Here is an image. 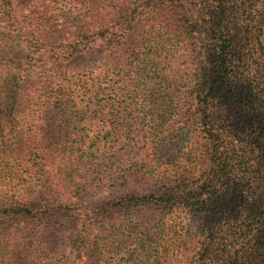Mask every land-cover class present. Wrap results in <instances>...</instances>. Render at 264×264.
Masks as SVG:
<instances>
[{"label": "trees", "instance_id": "obj_1", "mask_svg": "<svg viewBox=\"0 0 264 264\" xmlns=\"http://www.w3.org/2000/svg\"><path fill=\"white\" fill-rule=\"evenodd\" d=\"M2 34L0 264H264V0H0Z\"/></svg>", "mask_w": 264, "mask_h": 264}, {"label": "rangeland", "instance_id": "obj_2", "mask_svg": "<svg viewBox=\"0 0 264 264\" xmlns=\"http://www.w3.org/2000/svg\"><path fill=\"white\" fill-rule=\"evenodd\" d=\"M74 8H75V4L70 3L69 6H67L65 9H62V11L59 14V20H60L59 23L60 24L68 22V21H74L75 19L78 18V15L74 11H72V9H74ZM51 26H53V23L51 24ZM4 36H5V34L0 35V42H1V40H7L8 39ZM8 40H10V39H8ZM1 45L3 46L5 44L1 42ZM1 48L2 47H0V50H1ZM17 54L19 56H28V57H30V59H32V56H34V58L37 62H34V61L32 62V66L34 67L33 71H35V74L32 73V76L30 78V82L32 80V82H39L40 83L41 81L39 78H41V72L45 71V70H49V68L46 66V64L41 62V59H42L41 54L38 51L31 49L30 47H28L27 49L21 48V49L17 50ZM13 55H15V54H9L10 57ZM101 55H102L101 52H96V53H92L89 55L80 56V57L74 59L72 62H70L66 65H63L61 69H62V71L70 72L71 75H75V74L83 73V72H91V71H94L96 73H100V72H102L101 67L103 66L102 61H101ZM34 94L35 93H33L29 87H26L24 89L23 99L20 100V103L22 105L21 110H22V113L24 116L29 114L30 112H32L34 116H37V114H36L37 111L34 108H32V106L40 100L37 101L35 99L36 97L34 96ZM30 103H32V106ZM0 169H3V167L0 166ZM4 171H6L7 177H1L0 178V191L2 189L8 190V191H10L11 189H17V190L20 189L21 187L17 182L18 180L17 181L13 180L11 182V179L13 176L6 169H4ZM4 185H6V187H4ZM52 199L57 200V201L67 202L66 200H64V198L61 195L57 194V191L52 193ZM103 202H104L103 197L97 198L95 200H88L86 202V204L83 205L84 210H78L77 213L79 215H84L83 219L86 220L89 216H91V214H89V213L96 211Z\"/></svg>", "mask_w": 264, "mask_h": 264}]
</instances>
